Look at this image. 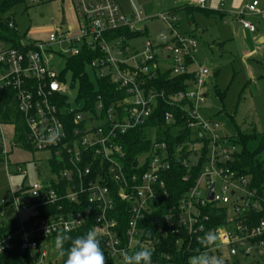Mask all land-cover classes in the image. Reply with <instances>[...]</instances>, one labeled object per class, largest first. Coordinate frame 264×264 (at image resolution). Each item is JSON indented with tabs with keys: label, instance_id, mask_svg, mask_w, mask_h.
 Returning a JSON list of instances; mask_svg holds the SVG:
<instances>
[{
	"label": "built area",
	"instance_id": "2783aa9c",
	"mask_svg": "<svg viewBox=\"0 0 264 264\" xmlns=\"http://www.w3.org/2000/svg\"><path fill=\"white\" fill-rule=\"evenodd\" d=\"M21 1L30 6L67 3L73 20L62 17L59 28L44 36L34 34L26 42L15 33L11 19L4 18L5 29L11 33L0 31V166L14 165L19 173L21 155L43 151L49 153L50 166L42 182L23 184L2 207L0 226L10 230L0 239V264L9 263L3 257L14 252L19 253L16 264H52L48 253L56 235L68 227L71 231L83 227L85 206L91 207L92 229H100L98 238L116 264H122L121 250L154 251V241L143 238L140 224L161 208V199H168L164 175L173 165L188 170L184 183L191 179L189 172L197 170L192 186L175 205L166 207L163 217L166 231L178 237L175 246L191 256L198 248L208 251L222 257L225 264H264V218L251 226L244 218L260 205L249 181L230 166L237 155L236 145L215 135L218 124L203 120L198 113V105L206 98L209 73L206 68L190 69L196 43L176 32L174 14L157 17L169 36H159L158 43L146 40L136 48L135 40L145 33L142 14L134 9L124 15L116 0ZM206 2L195 0V6L203 9ZM257 7L252 1L243 12L258 14ZM243 15H239V26L254 33ZM85 52L91 56L85 74L90 69L95 79L108 80L122 94L114 104L107 105L101 96L93 106L77 99L76 108L68 103L64 73L50 61L54 55L69 59ZM159 74L170 78L192 74L193 80L187 90L169 96L164 91H146L145 82L156 80ZM157 100L173 109L164 113V124L180 122V129L189 131V140L170 152L155 132L147 150L130 162L121 138L148 123ZM50 128L63 133L55 144L42 140ZM197 145L202 146L201 155L193 164ZM35 164L41 167V162ZM210 206L226 209L224 224L210 225ZM124 213L127 222L122 228L117 217ZM209 231L219 237L218 247L204 249L198 238ZM162 258L164 264H176L169 255Z\"/></svg>",
	"mask_w": 264,
	"mask_h": 264
},
{
	"label": "rangeland",
	"instance_id": "374dc122",
	"mask_svg": "<svg viewBox=\"0 0 264 264\" xmlns=\"http://www.w3.org/2000/svg\"><path fill=\"white\" fill-rule=\"evenodd\" d=\"M116 1L124 15L129 16L134 9L142 14L145 33L135 40L136 48L146 40L158 43L159 36H169L166 26L157 17L169 14L174 0ZM252 1L258 3L257 10L261 13L243 12ZM203 9L217 13L205 16L195 12L191 17L180 13L174 22L179 27V35L189 34L196 43L191 51L194 65L190 69L206 68L209 73L206 98L198 105V113L203 120L218 124L215 135L220 138L235 140L238 133L264 134V0H208ZM240 14L254 26L253 34L243 29L234 31L232 21L238 22ZM3 17L13 20L15 33L23 37V42L30 41L34 34L44 36L49 30L59 28L62 17L67 22L73 20L70 5L61 2L33 6L20 2L5 11ZM67 60V57L54 55L50 65L64 73L66 98L70 106L76 108L79 84L73 82L72 73L66 71ZM165 65L168 68L170 64ZM87 73L89 81L96 86L93 72L88 69ZM197 147V156L191 158L193 164L201 155L202 146ZM236 150L239 153L238 144ZM21 156L23 163L19 173L14 165H8L6 169L0 166V207L9 202L11 193L18 192L23 184L42 182L50 167L46 151L27 152ZM10 160L17 161L15 157ZM36 162H41V167L36 168ZM48 258L52 264H61V256L54 246L49 250Z\"/></svg>",
	"mask_w": 264,
	"mask_h": 264
},
{
	"label": "trees",
	"instance_id": "16d2710c",
	"mask_svg": "<svg viewBox=\"0 0 264 264\" xmlns=\"http://www.w3.org/2000/svg\"><path fill=\"white\" fill-rule=\"evenodd\" d=\"M20 2L22 1L0 0V31L3 33H11L5 29V17H3V14L9 8ZM195 8L204 12L203 9L196 6L185 8L184 11L189 13ZM174 13L171 12V14ZM90 59L91 56L85 52L77 58H69L67 60L66 71H70L72 73L73 82L77 81L79 84L77 102L85 100L87 104L93 106L96 102V97L101 96L107 105L114 104L121 98L122 94L117 93L115 86L109 83L108 80L95 79L96 86L89 81V77L85 74V66ZM192 80V74L175 78H170L169 74H159L156 80L146 81L144 89L146 91H164L165 94L169 96L174 93L187 90ZM172 110L173 109H171L163 101L157 100V106L148 123L141 128L127 132V134L121 138V143H123L124 149L127 153L128 161L134 162L135 158L141 152L147 150L151 144V137L155 134V132L158 133L159 136L157 140L166 142L170 147V152H173V146L189 140V131H187V129L181 130L180 128L182 127V124L180 122H177L172 126H166L164 124V113ZM231 140L234 145L238 144L240 146V151L236 156H234L230 166L239 176L244 177L249 181V189L255 192V200L258 201L260 205L257 212H247L244 217L246 219V224H249L250 226L255 225L264 218V158H261V155L264 153V134L238 133L236 139L234 140L232 138ZM203 154H205V150L203 151ZM187 174L188 170L185 168L173 165L171 171L164 175L168 199H161V208L140 224L144 230L143 238L146 240H153L155 243V250L152 251V262L164 264L162 256L169 255L176 264H186L187 259L191 256L190 254H186L184 250H179L175 246L178 237L170 231H166L163 221V217L166 214V207L168 205H175L181 195L192 186L193 176L197 174V170L192 171V174L190 171L189 176L191 179L187 183H184L182 182V178ZM117 205L118 207L123 206L120 203H117ZM85 209L87 212H85L86 218L84 226L68 233L73 239L85 235L92 229L94 213L89 206H85ZM3 211V208L0 207V217L4 213ZM207 212L212 218L210 221L211 226L225 223V208L210 206V209H208ZM126 215L127 214L124 213L122 218L117 217L120 227L122 228L125 227V223L127 222ZM9 230L10 229L8 227L0 226V239L4 237ZM100 241L102 250L104 251L107 259V264H116L113 259L107 256L103 248V242L101 239ZM70 246L71 240L66 241L64 245L65 249L70 248ZM18 256V252L11 253V255L3 257V261L10 259V262H7V264H16ZM65 259L66 257H61V264H64Z\"/></svg>",
	"mask_w": 264,
	"mask_h": 264
},
{
	"label": "clouds",
	"instance_id": "9594fccd",
	"mask_svg": "<svg viewBox=\"0 0 264 264\" xmlns=\"http://www.w3.org/2000/svg\"><path fill=\"white\" fill-rule=\"evenodd\" d=\"M63 135L60 128H50L48 134L42 138L46 144H55ZM71 227L65 232L58 233L54 240V248L61 257H66L64 264H107V259L98 238L101 234L99 228L89 230L85 235L73 239L68 233ZM71 240V246L65 249L66 241ZM219 237L212 231L205 233L198 238L199 244L204 249L218 247ZM122 264H152V250L142 248L139 251L129 253L121 250ZM188 264H225L222 257L211 255L208 251L196 250V253L188 258Z\"/></svg>",
	"mask_w": 264,
	"mask_h": 264
},
{
	"label": "crops",
	"instance_id": "0c3cea01",
	"mask_svg": "<svg viewBox=\"0 0 264 264\" xmlns=\"http://www.w3.org/2000/svg\"><path fill=\"white\" fill-rule=\"evenodd\" d=\"M208 1V0H207ZM181 4V5H180ZM172 8L173 9H171V10H169V12L168 13H174V16H175V18H177L178 16H179V14L180 13H183V14H185V15H187V16H190L191 17V15L193 14V13H200V14H202V15H205V16H210V15H212V14H216L217 12L216 11H205L204 9V12L203 11H199V10H197L196 8L193 10V11H191V12H189V13H187L186 11H184V9L185 8H188V7H195V0H174L173 2H172ZM175 6H178V7H175ZM70 11H71V7H70ZM260 13H261V11H259ZM71 15H72V17H73V13H72V11H71ZM256 15V14H255ZM176 21V20H175ZM237 21L236 20H233L232 21V27H233V24L234 23H236ZM238 23V22H237ZM191 24V23H190ZM174 27H175V30H176V32L178 33V30H179V27H178V25H176L175 23H174ZM234 29V28H233ZM239 29H242L241 28V26H239V24H238V26H237V28H236V30L234 29V31L235 32H237ZM244 30V29H243ZM247 31V30H246ZM249 32V31H248ZM250 33V32H249ZM251 34H253V33H251ZM180 36H183V37H187V38H191V37H188L189 36V34H182V35H180ZM256 47L258 46V44H256L255 45ZM21 158H22V156H20Z\"/></svg>",
	"mask_w": 264,
	"mask_h": 264
},
{
	"label": "water",
	"instance_id": "95a60500",
	"mask_svg": "<svg viewBox=\"0 0 264 264\" xmlns=\"http://www.w3.org/2000/svg\"><path fill=\"white\" fill-rule=\"evenodd\" d=\"M61 23H63V20L61 21ZM237 26H238V23L237 22L233 24V28L235 30H236ZM212 191H213V188L211 187L210 190H209V194L207 196V200H209V201L212 200Z\"/></svg>",
	"mask_w": 264,
	"mask_h": 264
}]
</instances>
